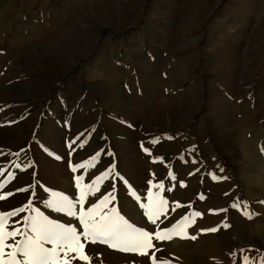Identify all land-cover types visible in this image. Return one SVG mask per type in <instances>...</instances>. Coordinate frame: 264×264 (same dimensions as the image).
Wrapping results in <instances>:
<instances>
[{
	"label": "rangeland",
	"instance_id": "obj_1",
	"mask_svg": "<svg viewBox=\"0 0 264 264\" xmlns=\"http://www.w3.org/2000/svg\"><path fill=\"white\" fill-rule=\"evenodd\" d=\"M166 2L0 0V264H264V0Z\"/></svg>",
	"mask_w": 264,
	"mask_h": 264
},
{
	"label": "bare ground",
	"instance_id": "obj_2",
	"mask_svg": "<svg viewBox=\"0 0 264 264\" xmlns=\"http://www.w3.org/2000/svg\"><path fill=\"white\" fill-rule=\"evenodd\" d=\"M164 5V14L169 20V24L172 26L173 31H178L182 34L184 33L185 26L188 23L204 22L207 15L206 9L201 0H167ZM106 9L107 8H102L100 9V12H104ZM182 34L179 37L178 42H188L190 39ZM187 103V106H193L197 103V100L196 98L190 97ZM254 147L255 146L252 145L247 146L243 152L246 154L248 153L250 158H253L257 153V150ZM257 165V163L254 164V166ZM259 177L264 180V170L259 174ZM172 247L176 250L181 248L180 245L178 246L177 244H174Z\"/></svg>",
	"mask_w": 264,
	"mask_h": 264
}]
</instances>
